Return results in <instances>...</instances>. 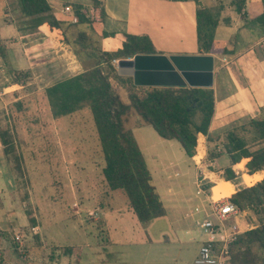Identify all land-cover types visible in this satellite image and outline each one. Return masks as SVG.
<instances>
[{
    "label": "rangeland",
    "instance_id": "1",
    "mask_svg": "<svg viewBox=\"0 0 264 264\" xmlns=\"http://www.w3.org/2000/svg\"><path fill=\"white\" fill-rule=\"evenodd\" d=\"M23 21L14 0H0V24L10 29L3 33L7 42L13 43L15 38L19 44L22 40L37 37L28 29L18 30ZM14 26L15 34L11 31ZM74 31L73 27L69 28L70 38H74ZM30 43L36 44L37 40ZM16 51L21 56V51ZM35 51L37 49L27 55ZM39 55L31 58L35 59L32 65L37 62L33 70L2 64L3 55L0 56V128L8 130L12 145L11 150L4 153L0 143V264H25L27 260L31 264H52L57 258L65 260L67 257L77 262L79 256L94 264V253L82 254L80 248H92L95 238L99 240L112 236L111 227L100 224L103 221L100 213L111 209L126 210L127 199L122 190L110 189L102 177L100 168L103 159L88 108L62 116L51 114L43 83L47 78L54 77L51 73L58 67L54 69L52 65L40 62L42 58ZM20 69L34 71L36 76L27 72L26 76L20 74L13 82L10 71ZM115 72L110 70L108 76L112 85ZM45 73L48 77L44 76ZM116 81L120 84L116 82L115 86L121 85L124 90L127 88L122 80ZM115 107L119 108L118 103ZM125 116V113H120V123L131 134L147 169L156 175L165 166L169 181L182 183L181 188L189 198L188 207L192 208L194 202L202 197L194 191L193 173L187 166L189 161L190 166L195 168V175L200 177L202 172H206L209 179L205 176V183L216 181L219 185L222 172L217 171L218 164L211 158L220 146L213 139L206 142V147L199 140L193 158L188 160L176 138H163L150 125L134 124L129 117L122 121ZM245 136L248 139L250 134L245 133ZM203 149H206V154ZM232 168L235 176L230 180L236 182L234 187L247 185L240 176L243 160ZM208 170L212 172L207 173ZM256 173L259 174L258 179L264 175V169ZM254 180L251 178L249 182ZM30 217L34 219L32 224ZM246 217L257 223V217L250 209ZM192 221L199 239L202 232ZM153 223L144 227L148 234H152L148 227H156L157 222L152 227ZM120 225L131 229L127 232L129 237L143 235L141 229L125 217ZM164 226L169 231L167 222ZM101 227L107 229L100 231ZM15 234L18 239L14 238Z\"/></svg>",
    "mask_w": 264,
    "mask_h": 264
},
{
    "label": "crops",
    "instance_id": "2",
    "mask_svg": "<svg viewBox=\"0 0 264 264\" xmlns=\"http://www.w3.org/2000/svg\"><path fill=\"white\" fill-rule=\"evenodd\" d=\"M46 1L50 5L54 16L66 21H68L69 14L61 11V7L64 4H69L72 10L74 3H78L80 7L92 6L89 0ZM100 1L104 14L101 17L98 10V17L91 18L93 32L86 30V33L90 34L89 36L92 37L93 44L97 48L101 50L116 49L121 44L123 32L146 33L156 50L153 53L197 56L200 58V64L195 69H209L211 71L210 85H194L195 87L210 88L213 97V110L207 130L204 133L197 132L196 141L201 140L203 147H206V142L211 140L209 137H212L218 143L217 146H220L211 158L218 164L217 171L222 172L227 165L232 168L237 162L229 164L227 154L223 152L220 142L226 130L235 125L246 123L250 117H264V0ZM233 1L239 6L238 10L235 9ZM199 6L208 7L216 16L217 21L213 32L215 50L212 52H202L197 48L194 14L195 9ZM8 24L6 23V25ZM6 29L8 27H3L0 24V39L5 46L2 64L9 63L15 69L23 68L25 70L29 68L33 70V66L37 62L32 65L31 62L35 59L31 60V58L40 54L39 58H42L40 62L52 65L54 69L58 67L56 71L54 70L51 73L54 77L51 79L47 78L43 83L44 86L42 85L43 87L58 79L81 71V64L77 60L70 44L61 40L57 34H42L22 40L19 44L14 38L13 44L4 39L3 33ZM11 31L15 34V26ZM16 38L18 39L17 36ZM34 39L37 40V43H30ZM24 44L26 46H23ZM41 44L44 48L40 46ZM17 49L21 51V56L18 55ZM34 49H37V51L27 55L28 52ZM24 54L25 57L23 56ZM117 65L114 66L115 70ZM27 72H31L33 76H36L34 71ZM44 76L48 77L47 73ZM114 79V84L110 83L113 90L117 93L120 101L127 103L128 88L124 90L121 85L115 86V83H118L116 79L122 80L125 85L129 83V80L132 83L131 76L117 73L116 71ZM150 86L152 85L134 84L133 89L138 93H144ZM185 86L190 87L187 84ZM191 105L195 106L194 100L191 101ZM131 109L123 111L126 116L121 118L122 121L124 118L129 117L134 124H143V122H138V115ZM144 124L150 125L148 123ZM195 146H198L196 142ZM203 152L206 154V149H203ZM187 157L190 160V157L193 158V154ZM242 160L240 159L238 162ZM188 165L193 173L192 183L194 184V191L196 188L195 179L201 178L206 193L212 196L210 188L212 184L204 181L205 176L209 179V175H206V172H202L199 177L195 175V168L192 165L190 166V161ZM163 169L161 168V172L156 175L149 171L161 201L163 213L147 221H139L129 208L123 211L117 209L115 211L111 209L109 212L101 211L100 216L103 221L100 224L110 226L112 236L99 240L95 238L92 248L85 246L80 248L82 254L92 251L94 253L92 255L94 264L191 263L197 253L200 242L206 237V234L200 229L202 234L198 239L196 237L197 233L193 229L195 226L191 222H193V219L194 224L198 226L197 221L205 216L207 210L206 199L208 197L202 194L201 199L194 202L192 208L191 206L188 207L189 198L185 196L184 188H181L182 183L179 181L175 184L171 183L168 179L169 174L165 171V166H163ZM209 172L212 171L208 170L207 173ZM242 172H245L244 167L240 175ZM219 178H221L220 184L224 180L234 182L222 176ZM214 183L217 185L216 181ZM233 184L235 185L236 182ZM175 187H178V189H174ZM236 188L238 187H234V190ZM228 195L222 196L227 198ZM248 210V207L244 208L242 213H239L235 218L239 232L256 224L247 219L246 212ZM124 217L131 224L134 223L137 229H141L140 232H143V235H140V237L130 235L131 237H129L127 232L131 229H126L125 225H120V221ZM151 222H154L152 227L155 226L156 222L157 224L154 228H147L152 232V234H148L144 227L146 224H151ZM165 222L169 224V231L164 226ZM116 223L118 224L116 225ZM101 228L100 231L107 229ZM75 260L70 257L65 260L64 258H57L56 262H52V264H92L86 262L80 256L77 262ZM26 263L31 264V261L27 260ZM259 264H264V262Z\"/></svg>",
    "mask_w": 264,
    "mask_h": 264
},
{
    "label": "trees",
    "instance_id": "3",
    "mask_svg": "<svg viewBox=\"0 0 264 264\" xmlns=\"http://www.w3.org/2000/svg\"><path fill=\"white\" fill-rule=\"evenodd\" d=\"M14 1L24 20L23 28L18 26V30L28 29L37 36L57 34L61 40L70 44L82 67L81 71L44 87L51 114L62 116L87 107L103 159L101 174L107 186L123 191L128 208L139 221L161 215L163 208L150 172L131 134L120 123V113L132 108L138 115V122L150 124L163 138H176L184 153L191 156L194 153L196 134L199 131L206 132L212 114L211 89L152 85L144 93H138L129 80L126 84L128 102H122L108 79L110 70H115L109 60L116 58L117 64H126L127 57L135 53L155 52L146 33L123 32L119 47L101 50L93 44L90 34L86 33V30L93 32L91 18L80 12L78 3L72 5L77 20L69 22L56 18L46 0ZM89 1L98 8L102 17L104 11L101 1ZM233 3L238 10L239 6ZM194 18L197 48L202 52H212L215 50L213 32L216 16L208 7L199 6L195 9ZM70 27L75 30L74 38L68 34ZM4 48V43L0 41V56ZM20 74L26 76L27 71H10L13 82L17 81ZM192 100L195 106L191 105ZM116 103L119 108L115 107ZM245 133L250 134L248 139ZM220 142L229 164L244 160L245 172L240 176L242 181L248 183L234 190V184L224 180L223 185L229 194L227 198L240 208L248 207L257 217L254 226L242 230L230 242L228 264L263 263L264 175L257 179L259 174L255 172L264 169V117H250L246 123L227 129ZM0 143L4 153L11 150L9 133L5 128H0ZM221 176L230 180L235 172L227 165ZM251 178L256 180L249 182ZM29 220L31 224L34 221L32 217Z\"/></svg>",
    "mask_w": 264,
    "mask_h": 264
},
{
    "label": "built area",
    "instance_id": "4",
    "mask_svg": "<svg viewBox=\"0 0 264 264\" xmlns=\"http://www.w3.org/2000/svg\"><path fill=\"white\" fill-rule=\"evenodd\" d=\"M79 10L89 18L98 17V9L94 6L80 7ZM61 11L69 14V22L77 20V16L69 4H64ZM109 62L114 66L117 64V59L111 58ZM195 161L197 160L195 159ZM201 180V178L195 179V192L208 197L206 199L207 210L205 216L199 219L197 224L202 232L206 234V237L200 242L197 253L190 264H228L230 257L229 244L239 233L235 218L247 207L240 208L222 195L210 196L206 193ZM14 238L18 239L19 236L15 234Z\"/></svg>",
    "mask_w": 264,
    "mask_h": 264
},
{
    "label": "water",
    "instance_id": "5",
    "mask_svg": "<svg viewBox=\"0 0 264 264\" xmlns=\"http://www.w3.org/2000/svg\"><path fill=\"white\" fill-rule=\"evenodd\" d=\"M126 64H118L117 73L131 76L135 85H203L211 84L209 69H195L197 56L165 55L163 53H135Z\"/></svg>",
    "mask_w": 264,
    "mask_h": 264
},
{
    "label": "bare ground",
    "instance_id": "6",
    "mask_svg": "<svg viewBox=\"0 0 264 264\" xmlns=\"http://www.w3.org/2000/svg\"><path fill=\"white\" fill-rule=\"evenodd\" d=\"M210 188H211V192H212L213 197H217V196H221V195H228L222 181H221V184L219 182V185H216L213 182Z\"/></svg>",
    "mask_w": 264,
    "mask_h": 264
}]
</instances>
